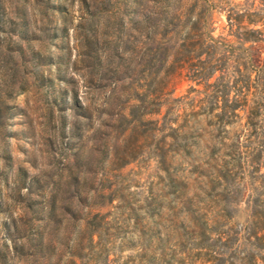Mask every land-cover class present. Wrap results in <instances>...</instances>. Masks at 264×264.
<instances>
[{
	"label": "rangeland",
	"instance_id": "rangeland-1",
	"mask_svg": "<svg viewBox=\"0 0 264 264\" xmlns=\"http://www.w3.org/2000/svg\"><path fill=\"white\" fill-rule=\"evenodd\" d=\"M1 1L9 17H14L12 9L16 4L23 7L30 27L34 28L40 25L41 14L39 8L34 10L32 5L36 2L42 5L47 0ZM87 1L91 5L100 2ZM187 1L105 0L106 13H96L97 51L102 58L107 53H114L115 63H123L132 58L131 64L137 73L132 83L125 80L124 94L119 103L99 114V110L107 106H101L104 100L115 91L113 81L96 79L87 88L88 78L84 72H76L72 68L79 53L78 25L85 16L82 1L48 0L49 5L55 6L61 2L66 11L61 14L56 7L46 9L50 16L46 31L49 35L57 34L52 39H46L44 53L55 58L58 54L63 56L60 73L68 77L74 75V87L78 89L81 102L85 104L91 98L98 110L92 113L90 119H83L73 134L72 112L68 110L63 137L51 143L48 141L52 132L46 126L44 97L31 82H28L26 89L7 100V103L14 106L8 121L11 132L3 140L4 144L0 143V249L8 252L7 264L26 262L24 258L13 254L11 240L6 241L5 248L1 247L5 236L3 222L18 220L26 212L28 201L41 199L34 185L29 189L17 187L18 170L26 171L27 184L32 176L37 175L47 194L51 188V183L47 182L48 176L51 174L52 180L58 179V176L61 179L69 178L68 167L73 162L77 165L82 197L86 198L81 205L73 193L65 195L66 207L63 213L58 214L57 226L59 237L69 238V246L62 252L60 264H68L69 253L77 249L78 243L80 258L75 261L76 264H183L200 259L199 251L192 249L194 243L205 246L213 242L219 244L220 249L226 252L225 257L234 264L244 263V259L250 257H254L260 264L264 263V162L259 171L261 176L251 178L248 176L250 163L228 161L223 164L219 160L221 156L229 159L226 155L229 150L217 143L223 132L212 128L204 111L190 115L191 106L185 104L190 102L188 98L196 96L203 99L202 107L207 109L203 94L188 93L190 87L203 91L202 84L197 85L188 79L185 71L178 72L170 82L169 88L173 90L170 98L185 99L169 101L154 118L165 116L166 122L177 119V123L184 127L178 135L160 127L161 121L147 126L139 125L136 122L138 114L128 110V106L133 103L131 99L142 91L138 86L145 83L149 71L159 66L158 59L154 58L143 67L145 60L141 59V55L146 41L141 25L143 14L153 6L155 9L160 6L175 9L177 14ZM204 1L210 6L213 36L226 34L223 30L226 24V12L222 10L224 4L237 5L241 9L259 8L264 15V6L259 4V0ZM176 14L173 18L177 17ZM62 15L68 29L64 37L53 28L62 25ZM171 16L169 14L167 20ZM153 18L162 21L158 29L163 31L165 15H154ZM153 30H150L149 36L154 34ZM3 37L4 33L0 31V47ZM150 39L155 40L154 44L147 46L152 51L162 40L159 36ZM178 43L171 38L166 46ZM31 45L34 49L39 47L36 41ZM56 67V63L45 66L44 74L56 76ZM3 68L11 69L12 63L0 58V72ZM18 75L17 81L21 76ZM54 86L57 88L64 84L55 79ZM2 87L0 75V89ZM122 107H126L125 118L119 117ZM241 117L243 123V113ZM175 137L176 140L173 139ZM180 138L182 141L178 145L177 140ZM184 144L187 150L183 149ZM262 155L264 161V150ZM221 165L231 173L225 179L218 180L215 174ZM250 205L255 209L253 217L250 215ZM69 206L71 208L67 209ZM89 210V218H93L97 212L104 215L99 239L94 236L93 245L89 243L80 219ZM92 220L97 225L102 223H98L99 216ZM32 224L34 227L41 225L38 222ZM55 224L50 223L48 227L52 228ZM248 231L253 236L250 237ZM58 249L56 245L55 254ZM55 258L56 255L51 257L52 260ZM31 259L28 258L27 263Z\"/></svg>",
	"mask_w": 264,
	"mask_h": 264
},
{
	"label": "trees",
	"instance_id": "trees-1",
	"mask_svg": "<svg viewBox=\"0 0 264 264\" xmlns=\"http://www.w3.org/2000/svg\"><path fill=\"white\" fill-rule=\"evenodd\" d=\"M81 1L85 16L82 17V21L78 25L79 53L72 68L76 72L81 70L84 72V76L88 78L87 88L91 87L92 82L96 79L113 81L115 91L104 100L101 106H107L99 110L100 114L103 110L108 111L114 107L112 105L119 103L124 94L125 80L132 83L137 69L131 64L132 58L123 63L114 62V53H107L102 58L101 53L97 51L95 21L98 11L103 13L107 11L105 0H100L98 4L94 5H91V2L87 0ZM49 4L47 0L42 5H38L37 2L32 5L34 10L39 8L41 14L40 25L33 28L30 27L23 7L16 4L12 9L14 17H9L6 6L0 0V31L4 33L0 58L7 63H12L11 69L3 68L0 72L3 80V87L0 89V143L2 142V145L5 137L9 136L11 132L8 129V121L12 117L14 108L13 105L7 103V100L26 89L29 86L28 82H31V85L44 97L46 126L52 132L48 141L51 143L57 138L63 137L68 110L72 112V134L83 119H90L92 113L98 110L95 109V103L91 98L85 104L81 102L78 89L74 87V75L68 77L65 73H60L59 66L62 64L63 56L58 54L55 58L44 53L43 47L46 44V39H52L57 34L49 35L46 31L50 19L46 9L56 7L61 14L66 11V7L61 2L56 6ZM259 4L264 6V0H259ZM224 6L222 10L226 12V24L223 30L226 34L217 36L212 35V21L209 18L210 6L204 0L187 1L177 14L175 9L165 6H160L158 9L153 6L143 14L141 25L143 34L146 35L145 50L141 55V59L145 60L143 67L154 58L158 59L159 66L154 71H149L145 83L138 86L142 91L131 99L133 103L128 106V110L138 114L136 122L139 125L147 126L161 121L160 127L167 128L173 134L178 135L177 133L182 132L184 127L177 123V119L166 122L165 116L161 118H154V116L159 115L162 107L169 101L176 102L185 99V97L170 98L173 90L169 88L173 76L178 72L185 71V76L188 79L203 86L201 92L190 87L188 93L203 94L208 104L206 109L202 107V98L196 96L188 98L190 102H185V104L188 103L191 106L190 115L204 111L212 128L223 132L221 140L217 143L229 150V153L226 154L229 159H223L221 156L219 160L223 161V164L228 161L250 163L248 176L255 178L261 176L259 171L264 162L262 160V151L264 150V15L259 8L241 9L237 8V5L225 4ZM169 14L172 16L167 20ZM175 14L177 17L173 18ZM154 15L159 17L165 15L162 24L163 31L158 29L162 21L153 18ZM60 19L62 25L60 27L55 25L53 28L55 32L58 31L59 35L64 37L68 29L65 25V17L62 15ZM151 29H154V34L149 36ZM156 36H159L162 41L157 43V46L153 47L151 51L147 46L154 44L155 40L150 37ZM171 38L177 40L178 45L166 46ZM232 40L233 42H230ZM34 41L38 42L37 49L31 45ZM54 63L57 64L56 76L50 73L45 75L43 68ZM29 67L30 71H28ZM18 74L21 75L19 81H17ZM55 79L62 81L64 86L56 88L54 86ZM211 79L213 80L211 81ZM125 108L122 107L120 110V118L126 117ZM241 113L245 117L243 123H241ZM193 123H196L195 119H193ZM179 141L181 142L182 138L177 140L178 145ZM187 148V145L184 144L183 149L187 150ZM76 169L77 165L73 162L68 167L69 178L65 179L58 176V179L52 180L50 174L47 182L51 183V188L47 194L44 184L40 183L37 175L32 176L30 183L27 184L26 171L18 170L19 186L17 187L29 189L34 185L36 194L41 199L28 201L25 205L26 212L18 220L11 219L3 222L5 236L1 247L5 248L6 241L9 239L13 243V254L24 258L23 261L26 264H60L65 248L69 246V238L59 237L60 231L57 226L58 214L63 213L66 207L64 204L65 195L73 193L78 204L81 205L86 198L82 197L83 189L78 185ZM230 173L224 168V165H221V169L217 170L215 176L218 180H222ZM250 209V215L253 217L256 214L253 205H250ZM90 213L89 210V213L79 218L83 221L89 243L93 245L95 243L94 236L99 239V232L104 224V215H99V212L93 214V218L99 216L98 223L102 222L101 225H97L92 220L93 218H89ZM74 214V217L77 218L76 213ZM223 216L225 215L223 214ZM35 222L41 225L34 227L32 223ZM50 223L56 224L50 228L48 227ZM195 227L197 228V226ZM248 235L253 236L250 231H248ZM56 245L59 246V249L55 254ZM78 245L80 244H77V249L74 252L69 253L68 264H76L75 261L80 258ZM220 248L216 242L208 243L205 246H198L194 243L192 249L199 251L200 259H193L183 264H234L225 257L226 252ZM53 255H56L55 260L51 259ZM8 258V252L0 249V263L7 264ZM28 258H32L29 263H27ZM241 264L260 263L254 257H250L244 259V263Z\"/></svg>",
	"mask_w": 264,
	"mask_h": 264
}]
</instances>
